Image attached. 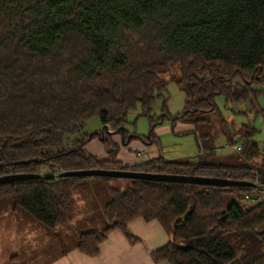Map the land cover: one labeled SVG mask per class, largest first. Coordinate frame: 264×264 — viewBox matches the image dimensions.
<instances>
[{"label": "trees", "instance_id": "trees-1", "mask_svg": "<svg viewBox=\"0 0 264 264\" xmlns=\"http://www.w3.org/2000/svg\"><path fill=\"white\" fill-rule=\"evenodd\" d=\"M173 65L179 77L162 78ZM235 77L241 83L234 84ZM170 82L184 96L182 110L173 115L164 96ZM262 91L264 0H0V175L47 170L43 178L0 184V198L54 232L73 217L72 189L88 178L57 176L62 171L108 168L245 180L254 185L107 182L108 223L80 232L76 247L96 256L116 229L134 243L138 238L128 224L141 218L157 221L169 237L151 251L154 262L264 264V146L252 138L254 127L242 124L238 131L243 163L208 161L209 132L198 136L200 144L197 137L194 159L159 156L133 166L116 160L111 132L103 135L108 158L85 150L95 133H80L87 119L98 116L125 138L127 114L139 106L150 124L143 139L153 141L164 118L175 122L214 110L218 94L239 102ZM158 98L160 115L153 117ZM235 190L241 202L231 198Z\"/></svg>", "mask_w": 264, "mask_h": 264}, {"label": "rangeland", "instance_id": "rangeland-1", "mask_svg": "<svg viewBox=\"0 0 264 264\" xmlns=\"http://www.w3.org/2000/svg\"><path fill=\"white\" fill-rule=\"evenodd\" d=\"M161 77L165 79L179 77V66H171ZM236 82L241 83V79L235 77L233 83ZM236 87L234 85L235 90ZM254 87L261 89L263 85L255 84ZM164 96L167 97V108L172 115L182 110L184 96L174 82L168 84ZM161 102L162 98L155 100L151 111L153 117L160 115ZM215 103L214 110L192 113L185 119H177L175 122L164 118L154 127L153 133L157 136L155 146L161 149L164 158L178 161L194 159L198 151L197 137L209 132L213 137L214 153L207 156L208 161L243 163L239 158V152L235 150L234 145H229L227 140L229 137L235 141V144L241 143L238 131L242 124L254 127L256 131L252 138L258 142L259 146L263 145L264 114L255 110L258 107L264 108V91L257 94L254 99L239 102H226L224 96L218 94L215 97ZM139 113L138 106L127 114L124 125L127 130L125 138L121 133L111 132V139L117 138L121 146L127 145L128 141L139 140L146 150L149 145L144 143V139H148L150 124L148 118L139 116ZM196 118L202 120L197 123L194 121ZM222 118L227 122V126L222 122ZM102 128L103 125L98 116H93L84 122L80 133H95L93 139L85 143L89 152L99 147L100 151L107 154L103 137L99 134ZM135 134L141 138L132 137ZM198 142L201 143L199 137ZM70 145L68 143L66 146ZM143 151L142 149L132 150V156L140 162L144 161L146 157ZM46 173L47 170L43 175H47ZM107 182L112 186L124 187L126 179L112 178L105 181L96 176L86 178L83 183L72 189L73 217L59 224L54 232H49L31 220L22 210L12 211L11 200L0 198V264H46L47 260L59 254L63 248L77 243L80 232L103 228L108 223L103 214V205L110 197ZM230 196L241 202L240 191L235 190ZM245 203L249 206L252 202Z\"/></svg>", "mask_w": 264, "mask_h": 264}, {"label": "crops", "instance_id": "crops-1", "mask_svg": "<svg viewBox=\"0 0 264 264\" xmlns=\"http://www.w3.org/2000/svg\"><path fill=\"white\" fill-rule=\"evenodd\" d=\"M255 111L257 112V110ZM154 136L153 141L144 142L149 145L146 150L139 140L128 141L127 145L121 146L118 144V139L113 137L112 141L118 145L116 160L123 165L133 166L151 158L163 157L161 149L157 145L155 146L157 137L155 133ZM84 148L88 153L98 158H108V152L105 154L99 150V147L91 149L90 152L87 150L86 145H84ZM136 149L147 152L148 156H145L144 161L140 162L132 156V150ZM128 230L134 237L138 238V241L130 242L120 230L116 229L111 231L107 239L99 245L96 256H88L80 252L75 243L72 246L63 248L59 254L47 260L46 264H170L168 261L154 262L150 255L151 251L164 245L169 239L157 221H146L137 218L128 224Z\"/></svg>", "mask_w": 264, "mask_h": 264}, {"label": "water", "instance_id": "water-1", "mask_svg": "<svg viewBox=\"0 0 264 264\" xmlns=\"http://www.w3.org/2000/svg\"><path fill=\"white\" fill-rule=\"evenodd\" d=\"M123 130V128H121ZM104 132H113L107 129V125H103L101 133L102 137ZM56 176V175H55ZM59 177H113V178H127V179H145L155 181H170V182H184L190 184H205L212 186H234L246 187L254 185L252 182L245 180H234L222 177L198 176V175H185V174H172V173H156L137 170H122V169H108V168H84L75 170H66L57 174ZM45 177L41 173H13L0 175V184L23 181L29 179H38Z\"/></svg>", "mask_w": 264, "mask_h": 264}, {"label": "built area", "instance_id": "built-area-1", "mask_svg": "<svg viewBox=\"0 0 264 264\" xmlns=\"http://www.w3.org/2000/svg\"><path fill=\"white\" fill-rule=\"evenodd\" d=\"M107 129H108L109 131L111 130L110 127H109V125H107ZM263 146H264V142H263ZM234 147H235V150H239L241 146H240V144H235ZM143 153H144L145 156H148L147 152L144 151ZM56 174H57V173L50 172V175L55 176ZM245 197L248 198V195H245Z\"/></svg>", "mask_w": 264, "mask_h": 264}]
</instances>
